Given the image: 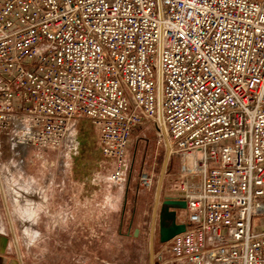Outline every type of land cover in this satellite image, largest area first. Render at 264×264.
<instances>
[{"label":"built area","instance_id":"obj_1","mask_svg":"<svg viewBox=\"0 0 264 264\" xmlns=\"http://www.w3.org/2000/svg\"><path fill=\"white\" fill-rule=\"evenodd\" d=\"M82 122L114 185L138 126L181 159L155 264H264V0H0V135L75 152Z\"/></svg>","mask_w":264,"mask_h":264},{"label":"rangeland","instance_id":"obj_2","mask_svg":"<svg viewBox=\"0 0 264 264\" xmlns=\"http://www.w3.org/2000/svg\"><path fill=\"white\" fill-rule=\"evenodd\" d=\"M142 128H149L145 131L149 141L144 143L135 140V135H139L138 131L131 138L127 149V183L119 209H123L124 205L126 218L130 217L138 198L136 189L141 188L138 175L154 164L153 187L139 195V198H144L149 203L146 209L148 221L165 149L157 142L153 127L145 125ZM76 132L73 145L75 152L65 149H33L26 156L25 165H21L14 145L8 138L0 135V218L5 229L13 228L16 231L20 246L25 247L35 242L28 252L25 250L22 253L28 264H76L75 237L73 232L62 230V215L80 207V201L84 206L90 207L93 199L115 194V190L106 181L108 174L100 173L101 169L97 167L99 156L95 130L89 123L82 122L77 125ZM179 165L178 159H171L167 166L168 173L179 174ZM25 190L29 192H24ZM18 197L22 201L20 205L16 202ZM30 207L35 208L36 212V238H31L26 230ZM111 229L109 233L101 235L98 244L93 246L98 264H149L148 227L142 234L137 233L136 237L132 230L125 235L123 233L126 231L118 232L115 223ZM37 230L42 233L39 237ZM157 249L154 238L153 257Z\"/></svg>","mask_w":264,"mask_h":264},{"label":"crops","instance_id":"obj_3","mask_svg":"<svg viewBox=\"0 0 264 264\" xmlns=\"http://www.w3.org/2000/svg\"><path fill=\"white\" fill-rule=\"evenodd\" d=\"M148 129L149 128H142V126L134 128L131 138L138 131L139 135H135V140H139L144 143L148 142L149 140L145 133V131ZM164 149V158L160 171L158 173V177L155 182L154 197L151 203V214L150 219L148 221L146 219V209L149 206V203L144 198H139V195L145 193L144 191L146 190H150L153 185L149 189H136V195H138V198H136L134 202L133 210L130 217L126 218L127 215L125 213L124 205L122 207L123 209L121 210L119 209V206L123 191L125 190L124 187L127 183V173H125L122 182L114 185L108 179L112 169L111 165L101 169L100 173L108 174V176L106 177V181L115 190V194L109 195L110 197L107 196L103 198L93 199L90 204V207L84 206L83 204H81L80 201V207H75L74 210L66 212L62 215V223L64 224V229L62 228V230L64 232H73V235L75 237V252L77 254V259L75 261L76 264L99 263L97 253H93V246L98 244L97 242L101 235L104 236V234L109 233L112 230L111 226L113 223L116 224V229L118 232L126 231L125 233H123V235H125L128 234L130 230H132L133 236L135 230H138V233L142 234L146 227L149 228L150 234L153 227V239L155 238V241H157L158 245L156 253L162 250V248L165 246V244H161L158 241L159 227L161 225H166L170 223L171 214H175L177 223L182 224L181 222L185 220L187 215L185 209L169 207V211L166 212L164 205V201L166 200L182 201V194L178 190V186L183 178L180 173H168L167 171V166L171 159H178L179 162L181 161V159L177 157H169L166 166L163 169L164 162L167 156V149L165 147ZM31 150L33 149H28L27 155L30 153ZM154 169L155 167L153 164V166H150L148 169L143 171H146L151 174L154 180ZM157 192L158 198L156 201ZM155 203L156 210L154 215V225L152 226L153 210L155 207ZM0 222V264H28L24 261L27 258L25 259L22 253H24L25 250L28 252L33 247L35 242L27 244L25 247L20 246L18 244V240L16 239V231L13 228L5 229L3 227L1 218ZM68 226H70V228H68ZM38 232L39 237L42 235V233L40 231ZM36 234L37 232L35 230L34 236L30 235L31 238L37 237Z\"/></svg>","mask_w":264,"mask_h":264},{"label":"water","instance_id":"obj_4","mask_svg":"<svg viewBox=\"0 0 264 264\" xmlns=\"http://www.w3.org/2000/svg\"><path fill=\"white\" fill-rule=\"evenodd\" d=\"M168 158H169V155L167 151V156L164 162L163 169L166 166ZM157 198H158V192L156 195V201H157ZM156 203H155V207L153 210L152 226L154 225V215H155V210H156ZM164 205H165L166 212L169 211V207L185 209V202L179 201V200H166L164 201ZM184 229H185V226L183 224L177 223L175 214H171L170 223L166 225H161L159 227V231H158L159 243L161 244L168 243L175 235L182 233ZM137 233H138V230H135L134 236H136ZM153 259L154 258H153V227H152V230L149 236V264H154Z\"/></svg>","mask_w":264,"mask_h":264},{"label":"bare ground","instance_id":"obj_5","mask_svg":"<svg viewBox=\"0 0 264 264\" xmlns=\"http://www.w3.org/2000/svg\"><path fill=\"white\" fill-rule=\"evenodd\" d=\"M74 145V144H73ZM74 148V147H73ZM14 149H15V152H17V154L20 156V161H21V165H25V158H26V156H27V151H28V148L26 147V146H22L21 144H15L14 145ZM169 159V158H168ZM63 164V163H62ZM24 192H28V190H25ZM16 193V192H15ZM23 193V192H22ZM16 195H17V193H16ZM23 195H24V193H23ZM18 196H20L19 194H18ZM26 197V196H25ZM19 198V197H18ZM24 198V197H23ZM16 202H17V204L18 205H20L21 204V200H20V198L19 199H16ZM31 208V207H30ZM28 209L29 210V214H28V218H27V221L29 222H27L26 223V230H27V233L29 234V235H32V236H34V234H35V220H37L36 219V212H35V208H31V209ZM24 220H26V218L24 219ZM37 235V234H36ZM34 238H36V237H34ZM33 238V239H34Z\"/></svg>","mask_w":264,"mask_h":264}]
</instances>
